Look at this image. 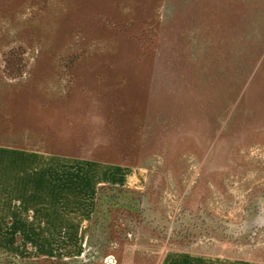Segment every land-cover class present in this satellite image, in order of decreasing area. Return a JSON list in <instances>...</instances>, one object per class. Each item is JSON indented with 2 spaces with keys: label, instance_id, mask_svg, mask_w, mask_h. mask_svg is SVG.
Here are the masks:
<instances>
[{
  "label": "rangeland",
  "instance_id": "rangeland-1",
  "mask_svg": "<svg viewBox=\"0 0 264 264\" xmlns=\"http://www.w3.org/2000/svg\"><path fill=\"white\" fill-rule=\"evenodd\" d=\"M263 56L264 0H0V145L128 172L62 261L264 264Z\"/></svg>",
  "mask_w": 264,
  "mask_h": 264
},
{
  "label": "crops",
  "instance_id": "crops-1",
  "mask_svg": "<svg viewBox=\"0 0 264 264\" xmlns=\"http://www.w3.org/2000/svg\"><path fill=\"white\" fill-rule=\"evenodd\" d=\"M127 181L125 168L0 145V248L68 259L64 252L84 246L95 230L99 188H126Z\"/></svg>",
  "mask_w": 264,
  "mask_h": 264
},
{
  "label": "trees",
  "instance_id": "trees-1",
  "mask_svg": "<svg viewBox=\"0 0 264 264\" xmlns=\"http://www.w3.org/2000/svg\"><path fill=\"white\" fill-rule=\"evenodd\" d=\"M111 193V195H109ZM130 192L124 188L118 187H101L97 192V199L95 205V212L93 215V227L96 225L95 219L99 216L106 215L115 205L110 203L109 198L119 199L125 201L129 198ZM127 202V201H126ZM121 204V202L119 203ZM107 220V215L104 217ZM95 223V224H94ZM0 264H69L66 261L55 259H37V260H24L17 257L15 254L0 248Z\"/></svg>",
  "mask_w": 264,
  "mask_h": 264
}]
</instances>
